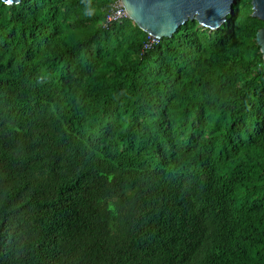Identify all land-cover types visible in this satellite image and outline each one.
Listing matches in <instances>:
<instances>
[{
  "label": "trees",
  "instance_id": "obj_1",
  "mask_svg": "<svg viewBox=\"0 0 264 264\" xmlns=\"http://www.w3.org/2000/svg\"><path fill=\"white\" fill-rule=\"evenodd\" d=\"M112 1L0 0V264H264V21Z\"/></svg>",
  "mask_w": 264,
  "mask_h": 264
},
{
  "label": "water",
  "instance_id": "obj_2",
  "mask_svg": "<svg viewBox=\"0 0 264 264\" xmlns=\"http://www.w3.org/2000/svg\"><path fill=\"white\" fill-rule=\"evenodd\" d=\"M10 5L21 0H2ZM235 0H121L127 17L156 37H170L187 20L210 30L217 29L232 14ZM251 15L264 21V0H250ZM264 61V25L255 32Z\"/></svg>",
  "mask_w": 264,
  "mask_h": 264
},
{
  "label": "built area",
  "instance_id": "obj_3",
  "mask_svg": "<svg viewBox=\"0 0 264 264\" xmlns=\"http://www.w3.org/2000/svg\"><path fill=\"white\" fill-rule=\"evenodd\" d=\"M127 17V14L124 10V7L121 3V0H113L110 4L108 11L106 12L103 19V26H107L112 22H117ZM159 41V37L154 35H149L143 40L141 50L146 51L152 48Z\"/></svg>",
  "mask_w": 264,
  "mask_h": 264
},
{
  "label": "bare ground",
  "instance_id": "obj_4",
  "mask_svg": "<svg viewBox=\"0 0 264 264\" xmlns=\"http://www.w3.org/2000/svg\"><path fill=\"white\" fill-rule=\"evenodd\" d=\"M1 84V83H0ZM1 86V85H0ZM64 87V86H63ZM68 90V89H67ZM3 92V91H2ZM64 94V93H63ZM63 97V96H62ZM62 102V101H61ZM27 103V102H26ZM65 103H67V102H65ZM64 111V110H63ZM64 113V112H63ZM67 116V115H66ZM64 119V118H63ZM81 123H83V122H81ZM108 149V148H107ZM114 150H115V148H114ZM67 157V156H66ZM109 158V157H108ZM116 159V158H115ZM118 159V158H117ZM124 164V163H123ZM101 165V164H100ZM119 165H121V164H119ZM26 166V165H25ZM98 166V165H97ZM33 168V167H32ZM45 171V170H44ZM27 172V171H26ZM99 172V171H98ZM172 173V172H171ZM82 174V173H81ZM87 175V174H86ZM110 175V174H109ZM87 177V176H86ZM115 177V176H114ZM67 183V182H66ZM30 188V187H29ZM79 190V189H78Z\"/></svg>",
  "mask_w": 264,
  "mask_h": 264
}]
</instances>
